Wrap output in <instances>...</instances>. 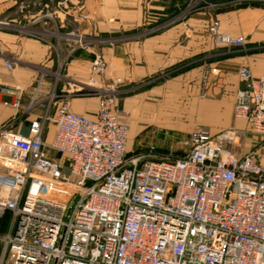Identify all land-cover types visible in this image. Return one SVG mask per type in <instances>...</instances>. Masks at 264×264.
Here are the masks:
<instances>
[{
  "label": "built area",
  "instance_id": "1",
  "mask_svg": "<svg viewBox=\"0 0 264 264\" xmlns=\"http://www.w3.org/2000/svg\"><path fill=\"white\" fill-rule=\"evenodd\" d=\"M208 33L217 47L245 43L217 22ZM238 75L233 117L264 144V70ZM21 94L0 81L15 109ZM55 98L33 96L27 110H43L25 135L0 128V217L11 214L0 264H264V166L253 151L233 154L232 130L195 129L177 140V157L155 147L128 155L113 97H100L93 116L68 104L52 112Z\"/></svg>",
  "mask_w": 264,
  "mask_h": 264
},
{
  "label": "crops",
  "instance_id": "2",
  "mask_svg": "<svg viewBox=\"0 0 264 264\" xmlns=\"http://www.w3.org/2000/svg\"><path fill=\"white\" fill-rule=\"evenodd\" d=\"M17 1L0 0L1 23L16 22L13 19L7 21V15L4 13L8 12L14 15L16 9H21L22 3H17ZM207 1L206 6L201 8L202 10L179 21L170 30L144 39L140 44L120 46L116 48L115 52H107V60H110L108 61L109 66L117 68L118 74L129 80L141 76L142 80H146L154 75L170 72L168 83L178 84L184 88H180L184 92L179 94L180 98L177 103H172L186 108L185 111H178V113L186 115V118L179 122L194 123L196 117L197 122L208 123V127L212 130L218 127L223 128V131L220 132L208 129L214 135L233 127L240 134L243 147H246L245 153L254 147L252 151L264 166V144H260L259 137L249 130L244 121L236 120L233 117L235 94L245 86L238 75L239 69L247 67L253 78H259L264 70V0ZM47 2V0H43L25 6L32 12H29L28 17L25 16V20L22 22L39 27L43 25L44 23L41 21H44L45 16L40 12L47 10L49 6ZM57 4L58 9L55 10V14L58 19V28L66 31L64 28L66 26V8L63 6L61 8L59 2ZM4 15L5 17H3ZM73 16L76 14L74 13ZM212 22L218 23L221 32L243 38L244 46L241 48L215 46L207 29ZM132 25L134 24L121 22L118 25L113 23L106 27L113 29L114 27ZM74 27L82 31L86 25L75 20ZM50 42L52 46L44 39L25 37L0 27V81L8 85L21 86L23 94L20 108L25 106L34 95L36 98L42 99L49 94L50 90L54 89L50 72L55 64L53 56H57L56 51H61V48L60 43L56 40L51 39ZM68 52L67 47H64L62 54H65L66 57ZM4 54L13 58V61L17 60L12 64L10 74L4 68ZM39 71L44 72L40 84ZM191 89L197 92L190 94L188 91ZM158 90L160 89L155 87L151 95ZM12 98L13 96H0V126L15 115L11 105ZM172 104H169L168 99L161 100L156 104V114L165 117L168 113L174 112L171 108ZM85 110L79 106L76 111H71L86 116L95 114L88 115L84 112ZM34 113L40 114L41 110ZM18 118L17 125L13 126V131L25 135L27 127L22 126L21 116ZM210 123H215V125ZM161 127L178 132H186L189 128L180 123ZM188 132L186 133L188 134ZM248 133L250 134L247 135ZM50 139L51 132L47 136V141ZM50 154L53 156V153Z\"/></svg>",
  "mask_w": 264,
  "mask_h": 264
},
{
  "label": "rangeland",
  "instance_id": "3",
  "mask_svg": "<svg viewBox=\"0 0 264 264\" xmlns=\"http://www.w3.org/2000/svg\"><path fill=\"white\" fill-rule=\"evenodd\" d=\"M42 1L18 0L17 3H22L21 9H16L14 15L4 13L7 15V21L13 19L16 22H0V27L25 37L44 39L50 46H52L50 40H56L60 43L62 52L63 48L67 47L68 56L65 57V54L58 49L57 56H53L55 64L50 76L54 89L43 97L44 99L51 95L56 97L53 100L52 112L59 104H68L69 109L76 111L80 106L86 109L84 111L86 114L90 115L97 110L100 97H113L121 122L129 128L126 147L128 155L144 153L149 147H155L160 156L177 157L181 154L177 145L178 139L187 135L188 131L189 134L195 129L208 127V123L197 122L196 117L194 123L179 122L186 118V115L178 111H185L186 108L173 104L177 103L179 94L184 92L180 88H184L178 84L168 83L170 72L157 74L146 80H142V76L129 80L118 74L117 68L109 66L110 60H107L106 55L107 52H115L117 47L140 44L144 39L170 30L179 21L202 10L207 0H47L49 5L47 10L40 12L45 16L44 21H41L43 25L39 27L22 22L25 16L32 12L25 6ZM57 2L60 3L61 8L62 6L66 8V26L64 27L66 31L58 28V19L55 14V10L58 9ZM72 12L76 16H73ZM75 20H79L86 27L82 31L78 30L74 27ZM121 22L134 25L113 29L106 27L113 23L118 25ZM5 62H9L12 66L17 60L13 61V58L4 54L3 63ZM97 67L102 71H97ZM42 74L44 75V72L39 71L38 76ZM91 79L93 82H90ZM155 87L160 90L151 95ZM188 92L191 94L197 91L191 89ZM163 99H168L169 104L173 103L171 108L174 112L160 117L156 114L155 107ZM29 104L30 101L22 108L20 105L16 109L13 108L15 115L0 128L10 123L13 126L17 125L19 116L22 119V126L27 127L34 112V110H27ZM37 110L40 111L43 108L38 107ZM175 123L189 128L186 132H178L161 127ZM208 129L211 128L208 127L206 130ZM229 130L235 132V141L231 146L233 154L245 155L246 147H243L240 134L233 127L227 128V131ZM212 131L220 132L223 128H213ZM253 149L254 147H251L250 151ZM77 180V177L71 178V181ZM10 222L11 214L5 213L0 217V235L9 231ZM11 262L12 258L8 256L6 264Z\"/></svg>",
  "mask_w": 264,
  "mask_h": 264
}]
</instances>
